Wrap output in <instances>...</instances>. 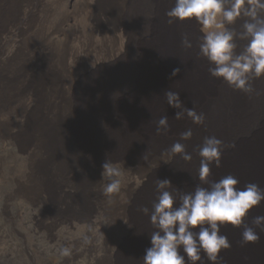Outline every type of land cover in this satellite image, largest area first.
<instances>
[{
    "label": "bare ground",
    "instance_id": "obj_1",
    "mask_svg": "<svg viewBox=\"0 0 264 264\" xmlns=\"http://www.w3.org/2000/svg\"><path fill=\"white\" fill-rule=\"evenodd\" d=\"M173 5L0 0V181L7 188L2 212L18 236L21 216L14 215L13 204L31 207L34 233L53 249L68 248L62 264H143L154 228L150 212L141 209L151 211L157 179H170L177 196L201 183L198 150L206 136L227 146L221 166L210 165V180L231 174L241 188L251 182L264 189V79L253 81L260 94L250 97L212 77L199 55V26L168 23ZM185 36L192 47L182 44ZM174 69L179 71L173 76ZM167 91L179 93L181 108L169 105ZM32 106L50 122L61 120L52 133L56 139L49 138L57 150L55 165L43 167L41 124L34 125L32 141L27 138ZM186 108L203 113L204 123H194L186 112L175 117ZM163 116L168 128L158 134ZM188 129L192 137L182 140ZM177 141L191 161L168 151ZM106 160L124 171L127 202L121 194L103 195ZM257 216H264V203L245 221L259 235L255 242H242L243 228H221L231 248L219 264H264V225L253 223ZM1 253L4 263L16 261L7 250ZM201 255V264H211Z\"/></svg>",
    "mask_w": 264,
    "mask_h": 264
},
{
    "label": "clouds",
    "instance_id": "obj_2",
    "mask_svg": "<svg viewBox=\"0 0 264 264\" xmlns=\"http://www.w3.org/2000/svg\"><path fill=\"white\" fill-rule=\"evenodd\" d=\"M166 16L169 24L180 21L195 22L199 26V55L208 61L212 77L250 97L260 94L253 81L264 79V0H174ZM182 44L192 47L187 36ZM178 71L174 69L173 76ZM165 96L171 107H182L179 93L167 91ZM184 112L194 123H204V114H198L194 108L177 111L175 117L181 118ZM167 128L168 117L163 116L158 121L157 133ZM192 135L188 129L180 133V138L188 140ZM225 147L216 136L204 138L198 150L201 183L191 192L174 195L170 179L156 180L158 196L151 211L147 207L141 209L145 214L150 212L154 228L150 234L151 246L142 257L143 264H201L202 253L211 264H219L221 253L231 248L227 236L221 233V228L229 225L243 228L241 235L245 244L259 239L258 233L245 221L251 211L264 203V189L251 182L241 188L239 180L231 174L218 181L209 179L210 165L221 166ZM168 151L182 154L185 161L192 159L179 141ZM101 177L109 181L103 186V195L111 199L121 194L127 202L121 193L124 171L118 164L106 160ZM253 223L261 227L264 216L255 217ZM63 254L67 255L68 250L64 249Z\"/></svg>",
    "mask_w": 264,
    "mask_h": 264
},
{
    "label": "rangeland",
    "instance_id": "obj_3",
    "mask_svg": "<svg viewBox=\"0 0 264 264\" xmlns=\"http://www.w3.org/2000/svg\"><path fill=\"white\" fill-rule=\"evenodd\" d=\"M32 72L33 70L30 71V73ZM33 73H36V72H33ZM34 75L29 81V85L31 86L32 85L34 86V83L36 82V79H35L36 77ZM42 101L43 99H41V105H42L41 107L43 109ZM36 108L37 107L32 106V108H30V111H29L31 123H29L30 131L28 130L29 136H27V138L31 139L30 141H32V139L34 138L33 137L34 125H36L37 122L42 125L43 131H44L43 135H45L46 137L45 143H44L46 153L43 155V167H49L51 165H55L54 164L55 163L54 154L55 155L57 154L56 153L57 150H55L56 147L52 145L53 142H49L51 141V139L49 138L51 136L55 138V134L52 135V133L53 131L58 132V127L61 123V120H59V122L56 121V123L55 121L50 122V120L43 118V113L41 115L40 110L39 111L37 110L36 112ZM6 191H7V188L5 187L4 183L0 181V240L2 241V244L0 245V264H6L1 259V257L3 256L1 252H3L4 249L7 250L9 253H11V254H7V255H11V256H8L10 257V259L13 258L16 260V261L11 262V264H31V261L29 259L31 257L34 259L36 264H62V262H64V258L68 254L67 255L63 254V250L59 251L57 249H53L50 244H47L43 236L36 235L34 233L33 231L34 229L32 225H33V217L34 215H36V213L31 207L26 206L24 203L20 201L14 203L13 208H12V211L16 217H18V215L21 216L19 219L16 220L17 223H16V228H15L18 232H20V235L16 236L13 233H11V230H13L11 219L7 218L2 212L3 211L2 209L4 208V204L6 202V199H5Z\"/></svg>",
    "mask_w": 264,
    "mask_h": 264
}]
</instances>
